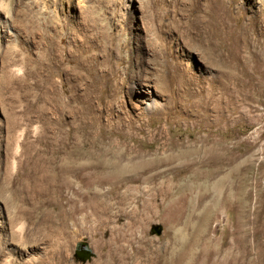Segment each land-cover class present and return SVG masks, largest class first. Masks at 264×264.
I'll use <instances>...</instances> for the list:
<instances>
[{"label":"rangeland","instance_id":"374dc122","mask_svg":"<svg viewBox=\"0 0 264 264\" xmlns=\"http://www.w3.org/2000/svg\"><path fill=\"white\" fill-rule=\"evenodd\" d=\"M127 244L264 264V0H0V264Z\"/></svg>","mask_w":264,"mask_h":264},{"label":"bare ground","instance_id":"6f19581e","mask_svg":"<svg viewBox=\"0 0 264 264\" xmlns=\"http://www.w3.org/2000/svg\"><path fill=\"white\" fill-rule=\"evenodd\" d=\"M253 67H254L253 70L254 74H252V76L250 75L252 81L249 80V82L255 81L253 79L256 78L255 76L259 71V69H256L254 65ZM136 79L139 82V80H141V77L138 78L136 77ZM64 149L70 155L71 151L68 149V147H64ZM67 149L69 150V152ZM134 153L135 152L131 150L124 155L123 154L113 155V158L119 160L124 156L128 157L129 156L128 154H131V156H133L132 154ZM195 153L196 150L190 153L191 155L189 157L191 159L189 161L191 163H195V158H194ZM217 175H218L217 170H210L206 172L204 176L201 177V181H203V183H206L211 179H215ZM154 176L151 175L150 178L151 177L154 178ZM148 180L150 179L148 178ZM213 188H216L215 184H213ZM215 191L217 192L216 189ZM127 243L129 244L131 242L128 241ZM128 244L114 245V249H113L114 261H112L110 264H221L219 263L218 259L222 252H220V250L214 247L210 248L211 252H209L206 249L198 252L196 249L198 245H176L175 247H164L159 251H157L156 253H154L151 251L150 245L135 246ZM207 251L209 252V254L207 253ZM248 251H249L248 247L245 245L242 246L233 245L229 251L230 259L228 264H251L249 262Z\"/></svg>","mask_w":264,"mask_h":264},{"label":"water","instance_id":"95a60500","mask_svg":"<svg viewBox=\"0 0 264 264\" xmlns=\"http://www.w3.org/2000/svg\"><path fill=\"white\" fill-rule=\"evenodd\" d=\"M153 231L157 236L161 234V229L159 227L153 228ZM74 256L82 263H86L95 257L94 253L91 251L86 242H78L75 245Z\"/></svg>","mask_w":264,"mask_h":264}]
</instances>
